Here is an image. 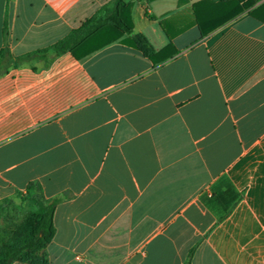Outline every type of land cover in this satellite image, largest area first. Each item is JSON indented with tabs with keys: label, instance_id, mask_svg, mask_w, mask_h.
Wrapping results in <instances>:
<instances>
[{
	"label": "crops",
	"instance_id": "crops-1",
	"mask_svg": "<svg viewBox=\"0 0 264 264\" xmlns=\"http://www.w3.org/2000/svg\"><path fill=\"white\" fill-rule=\"evenodd\" d=\"M109 1L0 0V50ZM197 1L126 0L155 64L114 42L0 75V202L30 182L62 199L48 264H264V0L203 37Z\"/></svg>",
	"mask_w": 264,
	"mask_h": 264
},
{
	"label": "trees",
	"instance_id": "trees-1",
	"mask_svg": "<svg viewBox=\"0 0 264 264\" xmlns=\"http://www.w3.org/2000/svg\"><path fill=\"white\" fill-rule=\"evenodd\" d=\"M255 3L256 0H199L189 7L191 25H195L203 37L247 11ZM131 9L132 4L126 0H110L65 37L46 48L17 57L10 55L7 48L1 49L0 75L22 64L42 63L48 67L55 58L66 53L79 60L114 42L139 52L154 64L157 60H164L165 50L157 55L142 35L133 33ZM260 9H264V6ZM248 14L255 18L254 11ZM160 26L171 41L188 25L175 31L167 29L164 21L160 22ZM167 49H172L171 43ZM24 197L22 222L0 230V264H48L46 247L54 237V211L62 199H45L37 182L28 184Z\"/></svg>",
	"mask_w": 264,
	"mask_h": 264
},
{
	"label": "rangeland",
	"instance_id": "rangeland-1",
	"mask_svg": "<svg viewBox=\"0 0 264 264\" xmlns=\"http://www.w3.org/2000/svg\"><path fill=\"white\" fill-rule=\"evenodd\" d=\"M25 193L0 202V230L17 225L24 219Z\"/></svg>",
	"mask_w": 264,
	"mask_h": 264
}]
</instances>
